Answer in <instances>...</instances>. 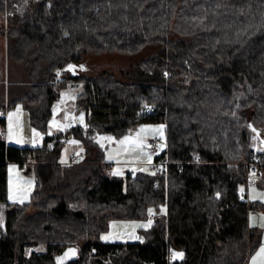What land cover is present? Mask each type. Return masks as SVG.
<instances>
[{
    "label": "trees",
    "instance_id": "16d2710c",
    "mask_svg": "<svg viewBox=\"0 0 264 264\" xmlns=\"http://www.w3.org/2000/svg\"><path fill=\"white\" fill-rule=\"evenodd\" d=\"M5 14L8 60L22 75L10 80L9 102L0 98V128L2 113L22 104L44 137L19 146L0 134V264H168L175 249L184 254L176 264H247L262 242L249 212L264 203L242 187L256 155L264 187L253 130L264 138V0H0ZM148 47L130 79L65 69L90 52ZM3 74L0 64V84ZM71 81L84 84L77 103L87 130L50 135L52 102ZM140 122L165 124L167 146L154 155L165 166L113 175L94 134L123 135ZM71 135L84 147L80 162L60 159ZM27 161L32 198L10 201L8 164ZM161 206L141 239H101L110 219L146 218Z\"/></svg>",
    "mask_w": 264,
    "mask_h": 264
},
{
    "label": "rangeland",
    "instance_id": "374dc122",
    "mask_svg": "<svg viewBox=\"0 0 264 264\" xmlns=\"http://www.w3.org/2000/svg\"><path fill=\"white\" fill-rule=\"evenodd\" d=\"M8 17L5 14L0 16V64L4 73V81L0 84V98L5 102H9L11 95L10 80L13 77L22 75V69L11 68V64L7 56V38L2 32V28L6 27ZM153 51V47H148L146 50L130 54L125 52H90L85 55L82 63L71 69L69 74H95L102 71H111L121 79H130L136 72L134 64L143 57ZM24 71V70H23ZM134 72V73H133ZM133 73L131 76H129ZM84 90V84L80 81H71L67 85L58 89V95L53 100L51 105V115L47 121V133L55 135L60 132H66L75 125H80L83 130H87V111L78 106L77 99L79 94ZM149 107V106H148ZM152 107V106H151ZM12 109V107H10ZM26 122V134L29 133L28 125L31 127V121ZM163 127V135L155 131ZM255 148L264 149V138L260 137V130L255 129ZM41 133V132H40ZM95 139L102 146L104 152V160L110 162V171L113 175L125 177L128 172L155 170L154 154L146 150V142L152 137L161 139V150L167 146L165 124L163 122H140L123 135H117L112 132H97L94 134ZM74 153H83L78 162L82 161L85 153L84 147L80 139L71 135L61 146L60 159L62 161H70V156ZM28 171L20 169L17 163L11 162L8 164V199L10 201L24 203L31 200L35 189V177L32 171L33 161H29ZM258 176L252 171L249 173L248 183L242 187L251 201H260L264 203V187L257 183ZM165 206H161L160 210L152 208L150 214L146 218H112L110 219L108 229L101 233V239L105 242L116 241H132L141 239V232L146 231L153 223L154 216L164 212ZM149 221L151 222L149 225ZM249 224L261 231L262 242L251 253L247 264H261V258L258 253L261 247H264V209H252L249 212ZM144 225H149L144 227ZM0 227H4V212L0 211ZM107 237V239H106ZM139 237V239H137ZM33 249L44 250L45 244H40L34 247H29L27 252L30 253ZM174 252L181 250H173ZM184 256V254H183Z\"/></svg>",
    "mask_w": 264,
    "mask_h": 264
},
{
    "label": "crops",
    "instance_id": "0c3cea01",
    "mask_svg": "<svg viewBox=\"0 0 264 264\" xmlns=\"http://www.w3.org/2000/svg\"><path fill=\"white\" fill-rule=\"evenodd\" d=\"M2 115L6 119V124L4 126H1L2 132H0V134L3 135L8 143L19 146H38L42 144L44 134L35 126L32 125L30 127L28 125L29 133L26 134V122L28 121V123L30 124V116L29 112L22 106V104H17L13 106L12 109L7 108L2 113ZM75 154L80 153H74L73 155ZM17 164L21 169L22 165H20L19 163ZM182 258H179L177 260H180Z\"/></svg>",
    "mask_w": 264,
    "mask_h": 264
},
{
    "label": "built area",
    "instance_id": "2783aa9c",
    "mask_svg": "<svg viewBox=\"0 0 264 264\" xmlns=\"http://www.w3.org/2000/svg\"><path fill=\"white\" fill-rule=\"evenodd\" d=\"M147 109L149 110H152V107L149 106L147 107ZM0 132H2V129L0 128ZM57 138H54L52 141H50V146H52L54 144V142H56ZM160 143H161V139L159 137H152L150 139H148V141L146 142L145 146H146V150L149 152V153H152V154H157L160 152L161 150V146H160ZM83 153H80V154H75L73 155L72 157H70V161L69 162H77L79 157L82 155ZM260 157L258 155H256L254 157V159H252L251 161L248 162V165L251 169V171L255 174V175H260L261 174V166H260ZM32 163L27 161L23 164V167L22 169L24 171H28V167L29 165H31ZM156 166H157V169L158 171H161L163 169V167L165 166L166 164V161L165 160H159L157 161L156 163ZM141 237L143 236V233L141 232ZM168 264H176L174 261L170 260L168 262Z\"/></svg>",
    "mask_w": 264,
    "mask_h": 264
},
{
    "label": "snow or ice",
    "instance_id": "6c2138e0",
    "mask_svg": "<svg viewBox=\"0 0 264 264\" xmlns=\"http://www.w3.org/2000/svg\"><path fill=\"white\" fill-rule=\"evenodd\" d=\"M255 131V129H253ZM155 131L159 132L161 135H163V127H161L160 129H156ZM150 221H149V225H150ZM149 225H144V227H147ZM261 226H264V224H262ZM107 239V237H106ZM137 239H139V237H137ZM68 255H75V251L74 250H69L68 253H66L65 257L61 258V262L63 261V259H65ZM173 258H182L183 257V253L181 252H174L173 254ZM258 257L261 258V264H264V247L260 248V251L258 253ZM254 264H256L255 260H254Z\"/></svg>",
    "mask_w": 264,
    "mask_h": 264
},
{
    "label": "water",
    "instance_id": "95a60500",
    "mask_svg": "<svg viewBox=\"0 0 264 264\" xmlns=\"http://www.w3.org/2000/svg\"><path fill=\"white\" fill-rule=\"evenodd\" d=\"M74 67L73 63H69L68 65L65 66V69H72Z\"/></svg>",
    "mask_w": 264,
    "mask_h": 264
},
{
    "label": "bare ground",
    "instance_id": "6f19581e",
    "mask_svg": "<svg viewBox=\"0 0 264 264\" xmlns=\"http://www.w3.org/2000/svg\"><path fill=\"white\" fill-rule=\"evenodd\" d=\"M23 167V166H22Z\"/></svg>",
    "mask_w": 264,
    "mask_h": 264
}]
</instances>
